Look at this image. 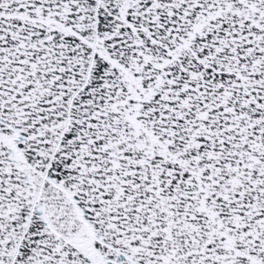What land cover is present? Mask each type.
I'll return each mask as SVG.
<instances>
[{
    "label": "snow or ice",
    "instance_id": "obj_1",
    "mask_svg": "<svg viewBox=\"0 0 264 264\" xmlns=\"http://www.w3.org/2000/svg\"><path fill=\"white\" fill-rule=\"evenodd\" d=\"M0 264H264V0H0Z\"/></svg>",
    "mask_w": 264,
    "mask_h": 264
}]
</instances>
